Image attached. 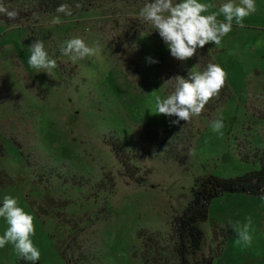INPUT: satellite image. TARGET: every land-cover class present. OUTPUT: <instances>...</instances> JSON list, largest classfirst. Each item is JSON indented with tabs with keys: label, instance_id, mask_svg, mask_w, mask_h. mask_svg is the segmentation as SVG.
<instances>
[{
	"label": "rangeland",
	"instance_id": "374dc122",
	"mask_svg": "<svg viewBox=\"0 0 264 264\" xmlns=\"http://www.w3.org/2000/svg\"><path fill=\"white\" fill-rule=\"evenodd\" d=\"M201 2L214 3L215 11L227 0ZM255 3L257 11L245 18L244 28L234 25L219 47H204L227 73L228 100L212 117L180 125L171 123L175 117L155 114V96L166 98L174 71L168 67L167 45L151 36L150 30L158 31L139 17L141 7L110 1L70 16L59 14L62 23L54 24L56 12L39 17L30 31L34 34L0 21V171L12 181L0 188V206L11 195L33 215L31 239L41 252L36 264H73L81 257L87 264H177L172 222L187 205L194 180L206 174L237 177L260 168L264 0ZM142 25L147 29L138 38L142 52L130 50L131 28ZM75 37L97 47L96 55L76 61L64 56L60 45ZM37 39L59 65L50 75L28 65V47ZM189 67L200 72L193 63ZM217 119L225 125L222 136L211 127ZM153 133L177 141L178 157L166 159L150 142ZM114 141L133 156L132 164L145 178L141 186L119 174L109 146ZM39 205L49 214L39 216ZM248 216L252 242L245 246L236 243L228 221L243 223ZM64 218L82 222L74 238H67ZM6 227L0 218V235ZM201 227L210 264H264V193L214 199ZM139 231L156 235L157 245L145 246ZM60 240L64 243L57 247ZM0 264L32 262L9 244L0 249Z\"/></svg>",
	"mask_w": 264,
	"mask_h": 264
},
{
	"label": "clouds",
	"instance_id": "9594fccd",
	"mask_svg": "<svg viewBox=\"0 0 264 264\" xmlns=\"http://www.w3.org/2000/svg\"><path fill=\"white\" fill-rule=\"evenodd\" d=\"M215 8L214 3H203L201 0H149L138 15L158 31L171 56L183 62L197 56L198 50L209 43L219 47L234 25L244 28L245 18L257 11L255 0H227L213 11ZM56 12L58 15L52 20L54 24L62 23L59 14L72 15L67 4H61ZM0 14L6 15L9 20H15L18 15L15 10H8L2 3ZM28 48V65L36 73L50 75L59 67L42 40H34ZM98 50L97 47H89L80 37L71 38L60 45V52L73 61L95 56ZM148 62L158 63L151 58H148ZM174 79L175 86L171 94L166 98L155 96V114L175 117L171 123L180 125L181 121L187 123L193 117L200 116L205 106L219 96L226 85L227 73L220 65L209 63L201 72H191L187 78L175 76ZM224 126L222 119L213 121L211 125L212 130L220 136L223 135ZM0 218L7 224L3 235H0V249L10 244L22 259L36 264L41 258V252L31 239L35 235L33 215L19 206L17 198L5 195L0 206ZM228 222L236 234V243L250 246L253 223L251 216L246 217V222L243 223L239 220L233 222L231 219Z\"/></svg>",
	"mask_w": 264,
	"mask_h": 264
},
{
	"label": "trees",
	"instance_id": "16d2710c",
	"mask_svg": "<svg viewBox=\"0 0 264 264\" xmlns=\"http://www.w3.org/2000/svg\"><path fill=\"white\" fill-rule=\"evenodd\" d=\"M110 1L124 3L128 6L143 7L145 3L149 0H0V3L4 5L8 10H15L18 15L15 20H9L6 15L0 14V21L6 26H18L28 31L30 34H34L32 27L37 23L38 18L41 16H47L56 13V9L61 4H67L72 13L83 12L89 9L98 7L99 5L110 3ZM79 4V7H77ZM132 32L135 33V38L133 35V40L127 42V47L130 50L139 49V36L145 31L146 26H137L131 28ZM147 30V29H146ZM151 36L163 41L157 32L150 30ZM215 53L209 51L208 49H199L198 55L187 60L178 61L174 59L170 54V61L168 67L171 68L173 73V83L166 87L167 94H171L174 90L175 76H182L187 78L191 73L189 64L193 63L198 67L201 72L206 69L209 63H215L214 56ZM137 71V68H135ZM230 90L228 85L221 90L218 97L213 98L206 106L200 117L210 118L213 113L222 106L229 98ZM258 118L264 120V113L259 114ZM164 136V135H163ZM153 133L149 136L151 143H156L160 146L162 153L166 155V159L176 158L182 151L181 147H177L176 142L168 141L167 138ZM176 135L172 137L175 139ZM174 142V143H173ZM110 146V151L113 157L117 160L120 166V172L122 178L125 179L126 183H132L137 186H141L145 182V178L139 176L138 168L132 164V158L129 153L121 146L118 141H114ZM260 168L258 170H253L237 177L230 178H218L216 176L206 174L198 177L194 180L193 185L190 190V199L184 209L174 217L171 229V242L172 253L176 259L177 264H210L211 258L209 255L203 254V249L206 244V236L201 227L202 223L206 222L208 218V208L211 202L223 195H238L246 194L252 196H258L264 193V151L261 154ZM0 177L4 178V182L0 183V188L6 187L12 183L11 178L4 172L0 171ZM50 199V198H47ZM36 203H33V206ZM42 205L38 206L37 212L39 216L49 212H44L41 208ZM61 222L66 223L69 227V234L65 238H72L73 234L76 233L78 223H82L76 219L64 218ZM67 232V233H68ZM146 231H139L138 237L141 238L145 246L157 245L156 235H146ZM75 236H73L74 238ZM64 238V239H65ZM224 240L218 241V248L222 246ZM57 247H61L64 243L63 241L58 242ZM67 251V250H66ZM61 256L65 260L64 251H61ZM81 261L74 262L73 264H87V258L81 257ZM71 262V261H70ZM143 264H147L145 261Z\"/></svg>",
	"mask_w": 264,
	"mask_h": 264
}]
</instances>
